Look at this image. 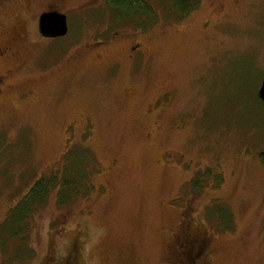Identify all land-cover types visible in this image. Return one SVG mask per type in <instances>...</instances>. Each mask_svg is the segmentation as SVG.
<instances>
[{
	"label": "rangeland",
	"instance_id": "rangeland-1",
	"mask_svg": "<svg viewBox=\"0 0 264 264\" xmlns=\"http://www.w3.org/2000/svg\"><path fill=\"white\" fill-rule=\"evenodd\" d=\"M143 2L144 30L106 0H0V264H169L193 234L208 264H264V0Z\"/></svg>",
	"mask_w": 264,
	"mask_h": 264
},
{
	"label": "trees",
	"instance_id": "trees-1",
	"mask_svg": "<svg viewBox=\"0 0 264 264\" xmlns=\"http://www.w3.org/2000/svg\"><path fill=\"white\" fill-rule=\"evenodd\" d=\"M106 1L107 6L111 10L110 13L114 16L113 18L121 25L135 26L136 24L137 28H142L144 30L146 29L148 23H152L155 20L153 19V16H149L151 11L148 9V6L143 2V0ZM167 1L169 3V7L165 8L163 5L167 15L170 14L169 11L174 10L177 12L178 17L182 18V14L186 16L190 6L187 0ZM137 20L138 23L136 22ZM262 162L264 163V155L262 156ZM55 185H57L56 177H53L50 184L42 182L36 183L31 193L9 212L8 218H6L7 221H5L7 224H13V230H9L12 234L17 232L19 228L21 229L25 226L31 211L30 206L43 204L46 197L49 193H51V188ZM204 236H198V234L187 235L185 239V241H187V245L183 244L180 248L177 247L173 250V252H177V254L180 253L178 260H174V262L169 261V264H208V261L205 259L207 256V250ZM170 259H172V257ZM55 264H78L77 247H71L67 254L56 261Z\"/></svg>",
	"mask_w": 264,
	"mask_h": 264
},
{
	"label": "water",
	"instance_id": "water-1",
	"mask_svg": "<svg viewBox=\"0 0 264 264\" xmlns=\"http://www.w3.org/2000/svg\"><path fill=\"white\" fill-rule=\"evenodd\" d=\"M37 30L42 38L58 39L65 37L68 33L66 15L54 10L41 13L37 21ZM257 98L264 103V74L257 91Z\"/></svg>",
	"mask_w": 264,
	"mask_h": 264
},
{
	"label": "flooded vegetation",
	"instance_id": "flooded-vegetation-1",
	"mask_svg": "<svg viewBox=\"0 0 264 264\" xmlns=\"http://www.w3.org/2000/svg\"><path fill=\"white\" fill-rule=\"evenodd\" d=\"M50 10H54V9H48V10H46L45 12H48V11H50ZM44 13V12H43ZM59 39V38H58ZM104 44V42L101 44V45H103ZM129 53H130V57L132 58V60L136 57H141V56H139V54H142L143 52H142V50L138 47V46H133V47H130V51H129ZM134 61V60H133Z\"/></svg>",
	"mask_w": 264,
	"mask_h": 264
}]
</instances>
